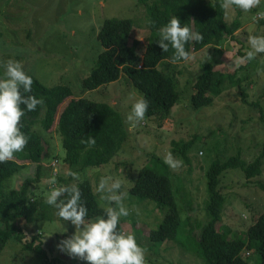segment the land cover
<instances>
[{
    "label": "rangeland",
    "instance_id": "374dc122",
    "mask_svg": "<svg viewBox=\"0 0 264 264\" xmlns=\"http://www.w3.org/2000/svg\"><path fill=\"white\" fill-rule=\"evenodd\" d=\"M237 12L241 25L234 38H224L215 48L210 46L195 52L188 61L157 65V70L164 74L174 73L179 99L162 121L157 116L145 117L132 127L127 116L141 94L124 72L117 81L92 90L82 89L81 81L89 74L97 53L102 51L95 33L104 18L130 17L131 33L134 32L141 45L145 43L149 33L145 5L138 0H0V78L4 77L8 60L18 61L26 74L44 86L66 85L73 97L109 104L120 113L129 133L110 163L74 170L79 175L76 180L66 175L69 167L62 162L58 135L33 125L44 147L38 180L30 185L34 198L46 200L53 187L63 186L58 177L70 179L69 184L87 179L98 205L105 207L101 194L96 191L99 180L102 177L111 178L110 182L120 180L119 191L127 194L123 203L130 211L128 217L120 218L122 233L134 235L137 244L146 249L145 264H205L196 253L199 226L207 220L205 172L214 160L223 161L236 154L245 163L252 162L261 153L264 142V53H258L251 61H240L250 50L248 37L264 36V19L254 20L257 13L264 12V0L248 12L225 10V19L229 21ZM207 63L223 73L235 72L245 92V103L238 89L225 79L221 93L212 96L210 105L201 108L191 105L193 83ZM42 114L43 108L39 117ZM191 141L193 146L186 154L187 162L172 153L174 147ZM168 152L183 162L179 169L172 170L164 163ZM143 165L167 173L180 218L188 228L192 225L191 231H179L181 234L176 240L156 245L148 238L150 229L161 221L165 210L129 192ZM34 173V165H26L6 180L3 191L19 188ZM52 177L56 183L50 185L47 181ZM261 183L264 184V159L261 173L252 178L245 179L236 169L222 173L218 190L222 194V222L230 228L228 238L241 237L254 216L264 210ZM51 208L50 219L15 220L23 228V238L21 241L8 239L0 253V264H86L57 249L58 243L70 237L75 228L56 215L54 206ZM32 237L35 244L39 243L40 253L24 248ZM242 256H247L251 263L258 261V254L251 250H243Z\"/></svg>",
    "mask_w": 264,
    "mask_h": 264
},
{
    "label": "trees",
    "instance_id": "16d2710c",
    "mask_svg": "<svg viewBox=\"0 0 264 264\" xmlns=\"http://www.w3.org/2000/svg\"><path fill=\"white\" fill-rule=\"evenodd\" d=\"M138 1L146 8L149 33L145 43L141 45L134 32L131 33L133 23L130 17L104 18L95 33L102 51L97 53L89 74L81 81V87L84 90L95 89L117 81L120 73L124 72L141 98L148 101L145 117L157 116L162 121L178 101L180 93L175 86L174 73L164 74L156 68L162 62H167L168 66L174 55L171 45L166 52L157 45L160 39L158 30L175 16L180 20L181 26L187 25L193 31L201 33V42L190 41L185 45V50L192 55L206 47L215 48L224 38H234L241 22L239 12L229 21L225 19V10L220 7L222 0ZM182 61L184 60L179 62ZM32 79L29 94L37 98L43 97L45 105L41 117V107L29 112L25 106H21L25 110V116L21 119V131L28 137V144L22 152L15 154L13 160L0 163V253L8 239L21 241L23 238V228L15 221L17 218L31 222L52 217L51 206L45 199L34 198L33 188L30 186L32 181L38 180L40 157L44 149L40 136L32 129L33 125L37 124L43 131H53L58 135L63 150L62 162H66L72 171L110 163L129 135L120 113L109 104L73 97L66 85L44 86L34 77ZM225 79L238 89L241 101L245 103V92L235 78V72L223 73L222 70H214L212 64L207 63L193 83L191 105L194 108L210 105L212 96L221 93ZM89 135L96 141L91 147L87 143H81ZM192 146V141L182 143L180 147H174L172 153L187 162L186 154ZM263 159L264 142L261 153L250 163H245L236 154L223 161L216 159L207 168V220L199 226V240L196 242V253L203 263L264 264V210L254 216L241 237L228 238L230 228L222 222V194L218 190L220 177L226 170H239L245 179H249L261 173ZM26 165H34V176L24 179L19 188L9 189L5 193L3 186L6 180ZM165 170L167 171L166 167ZM58 180L63 182V186L70 181L59 177ZM76 184L82 193L81 199L88 208V218L103 216L104 207L98 205L89 180L84 179ZM260 187L264 189V184L261 183ZM129 192L142 201H153L158 209L165 210L161 221L149 231L148 238L152 243L157 245L176 240L181 234L179 231L192 230V225L188 228L180 218L167 173H159L154 168L143 165ZM117 231L122 232L120 221ZM34 239L32 237L24 248L40 253V245L35 244ZM243 250L256 252L258 261L249 262L247 256H242Z\"/></svg>",
    "mask_w": 264,
    "mask_h": 264
},
{
    "label": "clouds",
    "instance_id": "9594fccd",
    "mask_svg": "<svg viewBox=\"0 0 264 264\" xmlns=\"http://www.w3.org/2000/svg\"><path fill=\"white\" fill-rule=\"evenodd\" d=\"M260 0H222L220 7L224 10L239 9L248 12L256 8ZM264 19V12H259L254 20ZM151 23V21H149ZM194 23V22H192ZM160 37L157 45L166 52L169 45L174 49L171 63L192 59L191 54L185 50L190 41L201 42L203 35L193 31L187 25L181 26L180 20L173 16L167 24L158 30ZM250 50L241 63L251 61L258 53H264V36L248 37ZM33 79L27 75L20 62L8 60L4 65V77L0 78V163L11 161L15 154L22 152L28 144V137L21 131V119L25 110L35 111L37 107L43 108L45 100L30 95ZM148 101L144 98L137 100L127 116L132 127L145 118ZM81 143L94 146L96 141L91 135ZM164 163L172 170L179 169L183 162L175 159L171 152L164 156ZM66 175L76 180L79 175L68 170ZM102 177L96 191L101 194L100 199L105 202L104 215L88 218V208L82 201V193L76 183L53 187L46 197V203L57 209L56 215L65 222L74 226V233L61 240L57 249L71 258H79L86 264H145L146 249L139 246L134 235L117 231L121 217L130 215L129 209L123 203L124 192L120 180ZM55 184V177L47 181ZM137 214H139L137 210Z\"/></svg>",
    "mask_w": 264,
    "mask_h": 264
},
{
    "label": "built area",
    "instance_id": "2783aa9c",
    "mask_svg": "<svg viewBox=\"0 0 264 264\" xmlns=\"http://www.w3.org/2000/svg\"><path fill=\"white\" fill-rule=\"evenodd\" d=\"M51 165L53 166L54 165V162Z\"/></svg>",
    "mask_w": 264,
    "mask_h": 264
}]
</instances>
